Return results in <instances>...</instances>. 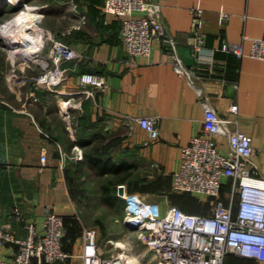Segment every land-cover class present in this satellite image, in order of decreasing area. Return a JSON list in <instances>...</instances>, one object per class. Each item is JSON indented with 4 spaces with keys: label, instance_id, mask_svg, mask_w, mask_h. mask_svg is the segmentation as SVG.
Returning a JSON list of instances; mask_svg holds the SVG:
<instances>
[{
    "label": "crops",
    "instance_id": "crops-1",
    "mask_svg": "<svg viewBox=\"0 0 264 264\" xmlns=\"http://www.w3.org/2000/svg\"><path fill=\"white\" fill-rule=\"evenodd\" d=\"M25 1L42 9L43 19L49 16L43 27L58 35L64 30L62 39L80 57L64 63L68 78L58 87L65 94L53 93L47 99L18 95L14 103L0 93V231L12 237L0 236V263L18 251L14 239L25 237L26 223L41 230L48 210L63 217L75 211L69 173L93 146L140 172L146 184L130 192L162 207L175 203L191 213H207V202L205 209L197 208L172 191L181 147L203 132L204 101L231 120L230 130L250 137L253 173L264 177V59L249 54L251 37L264 34V0H158L167 35L180 55L179 48L186 47L193 56L188 63L182 58L194 71L189 77L175 70L164 43L154 42L149 55H128L120 38V17L104 12L103 0H73L86 15L80 26L70 0ZM194 7L202 9L201 51L213 52L211 63L197 61L190 10ZM224 42L240 43L243 55L223 50ZM81 72L104 75L106 85L89 95H76L81 99L79 114L66 117L61 99L78 89ZM232 104L237 105L235 113L229 111ZM57 114L64 120L81 117L84 144L69 131L65 137L55 123ZM143 116L155 119V137L139 124ZM216 141L221 149L227 148L226 135L216 136ZM80 239L69 247L63 239L65 249L77 255ZM223 264L264 263L228 254Z\"/></svg>",
    "mask_w": 264,
    "mask_h": 264
},
{
    "label": "built area",
    "instance_id": "built-area-1",
    "mask_svg": "<svg viewBox=\"0 0 264 264\" xmlns=\"http://www.w3.org/2000/svg\"><path fill=\"white\" fill-rule=\"evenodd\" d=\"M17 1L25 12H18L15 18L24 13L35 17L23 25L10 21L13 25L5 27L3 37L37 39L39 45L30 59L35 67L39 66L32 77L35 88L65 94L58 87L68 77L64 63L77 60L80 53L61 40L57 32L40 25L43 13L37 11V5L25 0H3L1 3ZM70 5L79 17L77 26H80L86 15L79 12L73 0ZM102 10L120 17V38L128 55L146 56L154 42L164 43L175 70L186 77L194 75L193 69L184 64L177 43L165 31L158 0H103ZM190 10L197 61L211 63L213 52L203 54L201 51L202 36L198 27L202 23V9L194 7ZM7 45L12 54V46L8 42ZM222 49L236 57L243 55L240 43L224 42ZM249 54L264 59V34L251 37ZM105 85L106 77L102 74L80 73L78 89L69 93L67 99H61L65 105L61 113L68 117L69 108L80 107L81 99L76 95H89ZM30 94L37 99L35 91ZM203 104V132L181 147L172 191L188 193L202 203L207 202V213H191L174 203L162 207L138 193L127 192L124 184H117L125 227L120 237L100 241L95 228L83 227L80 250L75 255L65 249L62 215L48 210L42 229L37 230L32 223H26L25 237L14 239L18 251L0 264H223L228 254L264 263V177L253 173L251 139L243 131L230 130L229 118L220 116L205 101ZM229 111L235 113L237 105H230ZM138 122L151 137L157 135L155 119L143 116ZM218 135L228 137V146L224 150L217 144ZM81 156L79 150L78 157ZM41 159H45L44 155ZM119 188H122L121 193ZM0 236L12 239L1 231ZM74 256L78 258L74 260Z\"/></svg>",
    "mask_w": 264,
    "mask_h": 264
},
{
    "label": "rangeland",
    "instance_id": "rangeland-1",
    "mask_svg": "<svg viewBox=\"0 0 264 264\" xmlns=\"http://www.w3.org/2000/svg\"><path fill=\"white\" fill-rule=\"evenodd\" d=\"M6 5L5 11L0 14V93L2 92L3 96H6L10 101L15 103L18 95H20V97L22 96V98L23 95L25 96L26 94V96L32 97L30 94L34 91L32 86L35 88V83L32 81V77L35 75V72L39 70V66L35 67L32 60L26 59L28 58L27 56H25L26 58L16 55L13 57L8 49V39L3 37L4 29L8 25L11 26L10 21H14L18 12H25V9L19 4V1ZM46 9L48 10V8ZM41 10L40 8L37 9L39 12H41ZM47 23H49V16H46L44 19L42 18L40 21L41 26ZM60 35L59 38L63 40V29ZM12 58L14 59V62L12 61ZM27 64L31 66L25 67L24 65ZM67 96L63 99H67ZM68 110L69 113H73L72 115L77 116L79 114V108L73 107ZM55 117L57 119L55 120V123L59 130L64 129L65 137L68 136L69 131V133L73 134V138L76 139L78 131L75 120L76 118H74V120L71 118L64 120L60 114H57ZM78 155L79 150H77V156ZM81 155L83 157V153ZM81 170V173H76L75 178L71 180L72 187H74L73 193L75 195L76 207L75 211L68 216V224H73L74 228L69 227V225L66 224V217L62 216L64 236L66 237L69 232L71 234V237H66L65 240L71 246L77 239L79 240L81 238L83 227L95 228L100 241H105L108 237H120V235L123 234L122 230H125L122 223V200L119 199L114 204H106L102 202L98 191V184L103 181L104 176H98L96 170L93 168L84 167ZM69 174H72L71 170ZM140 177V172L137 173L135 170L129 179L120 184H124L127 192H130V190L137 189L146 184L140 179ZM193 203L198 205L197 208L202 209L204 207L205 209V205L202 202H199V200H197V202L194 201ZM67 227L69 228L68 231Z\"/></svg>",
    "mask_w": 264,
    "mask_h": 264
},
{
    "label": "trees",
    "instance_id": "trees-1",
    "mask_svg": "<svg viewBox=\"0 0 264 264\" xmlns=\"http://www.w3.org/2000/svg\"><path fill=\"white\" fill-rule=\"evenodd\" d=\"M1 2H3V0H0V3ZM0 5H1L0 14H2L5 11L7 5L3 4V3H1ZM32 88L35 91V93L43 99H47L48 97H50L53 94L52 92H50L49 90H47L45 88H34L33 86H32ZM81 124H82L81 117L78 116L77 120H76V125L78 127L77 128L78 131H77L76 142H78L79 144H84V142H83L84 137L81 136V134H80V132L82 131ZM85 129H87V128H85ZM84 167L93 168L96 170L98 176H101V177L104 176L103 181L99 182V184H98V191L100 194L101 201L106 203V204H114L120 199L116 193L117 192L116 185L123 183L125 180L129 179L130 176L132 175L133 171H134V168L131 169L130 165H128L127 162H123V161L116 162L108 155L103 156L98 151L97 146H93V147L85 150L84 159L81 160L71 170L72 171V178H75L76 173H81V171H82L81 169ZM176 195L187 197V199L191 200V203H193L194 201L197 202V199L188 193H173V196H176ZM190 200H188V201L190 202ZM193 204H195V203H193ZM184 210H186V209H184ZM65 219H66V224H68V222H69L68 217H66ZM68 225H69V227L74 228L73 224H68ZM68 230H69V228L67 227V231ZM70 235L71 234L69 232V234L67 233L66 237H71ZM66 237L64 236L63 239L65 240ZM67 246L69 247L70 244H67Z\"/></svg>",
    "mask_w": 264,
    "mask_h": 264
},
{
    "label": "bare ground",
    "instance_id": "bare-ground-1",
    "mask_svg": "<svg viewBox=\"0 0 264 264\" xmlns=\"http://www.w3.org/2000/svg\"><path fill=\"white\" fill-rule=\"evenodd\" d=\"M35 17L34 14L30 13H24L18 17L15 18L14 23L15 25L20 24L23 25L24 22H28L29 20H32ZM11 24V26L13 25ZM8 43L12 46V55L20 56L22 58H28L26 59H31L32 54L37 48V45H39V42L37 39L33 37H25V36H11L8 39ZM65 109V105H63V108Z\"/></svg>",
    "mask_w": 264,
    "mask_h": 264
},
{
    "label": "water",
    "instance_id": "water-1",
    "mask_svg": "<svg viewBox=\"0 0 264 264\" xmlns=\"http://www.w3.org/2000/svg\"><path fill=\"white\" fill-rule=\"evenodd\" d=\"M179 51L181 53L182 58L184 59L185 62H191L193 59V56L190 53V49L186 48V47H180ZM118 192L121 193L122 192V188L118 189Z\"/></svg>",
    "mask_w": 264,
    "mask_h": 264
}]
</instances>
